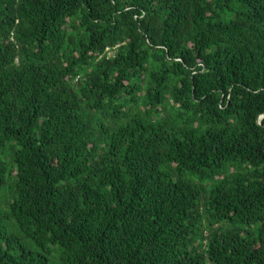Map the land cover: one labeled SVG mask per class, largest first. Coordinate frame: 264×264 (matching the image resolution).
<instances>
[{"label":"trees","instance_id":"1","mask_svg":"<svg viewBox=\"0 0 264 264\" xmlns=\"http://www.w3.org/2000/svg\"><path fill=\"white\" fill-rule=\"evenodd\" d=\"M0 264H264V0H0Z\"/></svg>","mask_w":264,"mask_h":264}]
</instances>
